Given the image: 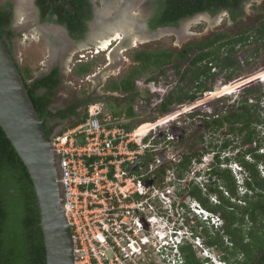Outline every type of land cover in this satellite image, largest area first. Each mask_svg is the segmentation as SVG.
Segmentation results:
<instances>
[{"label":"rangeland","instance_id":"obj_1","mask_svg":"<svg viewBox=\"0 0 264 264\" xmlns=\"http://www.w3.org/2000/svg\"><path fill=\"white\" fill-rule=\"evenodd\" d=\"M13 1L15 3L14 25L17 26L18 30L16 38L17 61L19 62V68L25 78L32 82L37 78H41L42 74H46L50 70L53 57V55H51L53 50L51 53L50 43L53 44L54 42L52 40H50V42L46 39L39 29L42 27L47 30V32L54 30L56 33L60 32L61 37L64 36L62 30H59L58 27L53 28V25H41L38 23L39 10L36 0L27 5L25 15L23 14L21 16L17 13L20 0ZM140 1L141 0L133 1L132 5L134 7L130 8V14L127 15L129 10L126 9L121 12L122 3L118 2V0L110 2L102 0L103 7L105 8V11H99L103 15L104 21L102 25L99 26V18H97V21L92 25L88 38L70 47L71 51L62 62V82L56 91L54 105L65 106L76 94L97 97V99L92 101L93 103L106 101L103 97L109 95L111 99H108V102H106L107 104L104 102L109 112L113 111V113H115L113 110V107H115L122 115H125L129 107L137 103L136 107L138 106L137 109L139 114H133V118L128 117L132 119L130 122L131 125L140 126L143 123L150 122L153 125L158 122L160 123L155 131L157 132L155 134L157 139L154 141L153 148L156 150L152 149V159L158 158V155L161 154L164 156V165L162 169L154 170L156 181L154 182L155 188L152 192V205L158 208L159 211L156 212L158 216H162L165 219L162 224H159L160 218L157 217L158 222L155 223V221H153V223H151L149 232L144 234L139 233L137 235L138 238H148L150 244L146 246L149 250L147 257L138 255L136 259H138L139 262H146V264H175L178 262V259H185L184 254L179 252V255H175V258L171 257L169 260H164L160 258V254L155 245L158 246V241L161 238L165 236L171 237L170 232H172V226L176 220L177 227L183 226V230L186 231L188 235L196 234L200 236L201 243L205 242L203 244L206 246L207 237L204 232L205 229H208V231L213 234H223V228L221 229V227L216 226L211 221H207L205 216H200L198 213L197 215L194 212L195 203H197V206L199 203L191 196L190 192L194 189L195 185H200L205 193L208 192L205 184L209 182L210 176L207 174V171L209 167H211L209 164L214 156L212 151L208 152L209 143H218L220 145L223 140L230 138L227 125L215 130L214 122L216 119L219 116L222 117L230 112L234 113L238 111V103H241L243 98H247L249 103H255L257 100L256 97H260L259 95L264 91V50H260L264 40L239 48L235 56L239 59L241 68L236 70V73L230 79L226 76L227 72H222L220 68L213 69L212 71L218 72L219 76L216 80H210L208 82V85L212 87V91L201 94L200 92L197 93V99L188 100L183 104L177 103L170 106L169 111L162 112L156 97H161L165 94V97H163L165 99L167 94L169 96V94L183 86L179 71L182 72L187 67V64L194 58V55L191 54L188 55L185 60H179L178 53L180 51L190 44L200 42L221 32H227L231 36H236L243 30L250 29V32L253 34L255 31L254 28L260 24L263 18L264 0H249L244 14L238 15L236 19H233L227 11L219 12L216 17L211 14L208 16L212 18L215 17L217 18L216 20L207 18V15L202 14L195 19H193V17L184 20L175 28L177 30L179 29L178 32L171 29L170 31L159 33L160 36L157 39H146L143 38L144 36H141L142 39L136 43V45L133 44L131 47L120 50L122 60L117 62L116 66L110 70L109 67H107L110 62L108 54L113 51H110V49L115 47L117 41L113 39L111 42L112 44L104 50L99 45L101 34L109 28L110 24L114 22L117 24L122 21L116 22V15L119 13L121 15L124 14L123 17L127 19H132L134 21V26H136L135 22L139 21V24L143 23L142 21L151 9L141 5ZM0 2L4 3L5 0H0ZM93 2L96 11L99 10L102 6L101 0H93ZM155 8L156 6L152 7V9ZM97 26L99 27L98 29ZM119 29L121 30L117 33L121 38H123L124 32L129 33L126 29ZM128 29L132 30V28L129 27ZM134 31H139L138 33L141 32L139 26H136ZM135 32L134 34H136ZM90 39H92L91 42ZM96 50H98V52L95 53ZM140 50L154 53L164 52L166 50L171 51L173 53V63L165 66L162 70L152 64L148 65L146 69H142L139 67L140 63L133 60L135 51ZM178 62H180L179 71L174 67ZM88 66L90 67V71L87 75L77 74L79 68ZM161 72H164V74L163 80L160 81L167 91L165 93L161 91L154 95H145L144 99H147L145 105H140L141 102L136 101L139 95L133 96L132 94H125L122 93V91L114 90L112 87L114 84H119L129 77L144 81L150 77H159ZM227 87H229V89ZM247 87L255 88L257 92L251 96H243V88ZM190 92H193V88ZM260 104V112L264 122V96L261 98ZM86 108L87 107H85V109ZM178 113L179 115L177 117L173 118V120L169 119V121H172L166 123L165 120ZM72 124L73 120L67 122L64 126L57 127L56 131H66L67 126ZM257 129L263 136L264 125H260ZM235 140L236 143L240 144L242 136ZM236 143H233L232 147L235 146ZM252 146L255 147V145ZM239 150L240 148L234 151L227 150L225 153H222L221 160L226 157H229L230 160H234ZM194 152L199 153L201 156L194 157L189 173H187L182 180L179 179L178 171L176 170L177 165L185 155L193 154ZM262 152H264V148L260 150V153ZM249 158L248 160H252ZM233 162L236 163L235 161ZM241 169L243 170L244 168H242L241 164L238 162L237 165H232V171L239 186L238 190L240 196H243L247 190L245 186H243L246 173L244 170V172L241 173ZM259 169L262 177H264V165H260ZM162 170H164V172ZM162 193L165 194L168 203L161 200L160 195ZM226 194L228 196L231 195L229 193ZM210 200L213 204H217L219 198L217 195H211ZM236 203L240 205L244 204L238 201V199H236ZM198 212L201 214L199 209ZM204 215L207 216L208 214L204 213ZM167 218L169 224H167L166 227ZM222 223L223 218L220 220V224ZM184 241L185 239H183V242ZM225 242L232 247V243L227 237ZM187 244L192 246L196 258L202 261L203 259L200 258L202 255V248L191 242H187ZM165 250L166 249L163 250V254L167 257L170 252ZM210 250H214L218 256H222L223 254L216 246ZM241 256L242 255H240V258ZM142 257L146 260L140 259ZM235 263V259L231 258L228 264Z\"/></svg>","mask_w":264,"mask_h":264},{"label":"trees","instance_id":"obj_2","mask_svg":"<svg viewBox=\"0 0 264 264\" xmlns=\"http://www.w3.org/2000/svg\"><path fill=\"white\" fill-rule=\"evenodd\" d=\"M158 3L160 4L159 11L156 12L155 18L152 20L154 30L160 27L178 26L181 21L201 13L215 15L221 10H225L230 12L233 19L243 14L241 8L243 0H158ZM38 4L42 9L44 21L52 20L53 16H57L58 23L65 24L74 35L80 34L86 29L83 18L85 13L91 17L90 10L85 8L88 3L84 0H39ZM7 6L11 7L12 3H7ZM12 15L13 12L6 6H0V36L2 38H4L5 28L11 22ZM254 30L253 34L250 29H246L236 36L221 32L200 42L190 44L180 51L178 53L179 60H185L191 54L194 55V58L182 72L179 71L180 62L174 66L181 74L180 80L183 86L169 94L159 106L161 111L167 112L172 105L195 100L199 92L201 94L212 91L208 82L216 80L219 76L218 72L212 71L213 69L220 68L222 72H227L226 76L230 79L236 70L241 68V63L235 56L239 48L264 40V14L262 21ZM12 37V33H9L8 38L12 39ZM261 46L260 50H264V42ZM172 55L173 53L168 50L157 53L140 50L135 51L133 60L140 63L139 67L142 69H146L148 65L152 64L162 70L165 66L173 63ZM89 71V66L82 67L79 68L77 74L87 75ZM163 74L164 72H161L159 77H150L147 80L162 81ZM23 78L34 106L39 116L44 120L49 137L55 132L57 125L49 126L48 119L65 120L71 116L74 117L75 121L67 129L85 122L87 114L80 116L78 111L81 103H75L64 111L52 112L49 109L55 101L56 90L62 81L58 68L32 82L27 80L24 75ZM138 84V80L129 77L112 87L122 93L137 96ZM192 88L193 92H190ZM41 90L46 92L39 94ZM243 92V96H251L257 92V89L247 87L243 89ZM259 96L256 97L255 103H249L247 98H243L244 100L242 99L241 103H238V111L230 112L216 119L215 130L227 125L228 135L233 140L225 139L220 145L209 143L208 152L212 151L214 158L207 172L210 176L209 182L205 184L208 192L205 193L200 185H195L190 192L191 196L204 209L219 215L225 222L223 234H213L208 229L204 230L207 237L206 244L209 247L219 248L223 252L222 260L229 262L231 258H234L236 264H264V177L259 169L260 165H264V152L260 153V150L264 148V135L262 136L257 129L260 125H264L260 112L264 91ZM113 110L115 113L121 114L117 108L113 107ZM133 114V107L130 106L126 115L133 117ZM241 136V143H236L235 139ZM233 143L236 144L232 147ZM237 148L240 150L234 160H230L229 157L221 160L222 153L227 150L234 151ZM200 156L199 153L194 152L182 158L176 167L179 179L182 180L189 173L194 157ZM249 157L252 160H248ZM233 161L241 164L246 173L244 186L247 191L243 196H240L237 179L232 168L229 167ZM226 193L231 195L228 196ZM211 195L218 196L217 204L211 202ZM236 199L244 204L236 203ZM226 237L232 243V247L226 244ZM181 251L184 254L185 264H203L196 258L190 244L183 245ZM240 255H242L241 258ZM0 264H47L41 213L33 180L1 126Z\"/></svg>","mask_w":264,"mask_h":264},{"label":"built area","instance_id":"obj_3","mask_svg":"<svg viewBox=\"0 0 264 264\" xmlns=\"http://www.w3.org/2000/svg\"><path fill=\"white\" fill-rule=\"evenodd\" d=\"M138 83L136 101L140 105L147 103L145 95L167 91L156 80ZM163 97H156L158 105ZM136 105L133 112L139 114ZM129 118L109 112L104 101L94 102L87 108L85 122L65 132L55 131L51 137L75 264H146L136 257H147L149 240L137 235L149 232L158 218L159 224L164 222L152 205L154 170L164 165L161 154L152 159L160 123L135 126ZM160 197L167 201L164 193ZM166 244L165 240L155 245L159 254Z\"/></svg>","mask_w":264,"mask_h":264},{"label":"water","instance_id":"obj_4","mask_svg":"<svg viewBox=\"0 0 264 264\" xmlns=\"http://www.w3.org/2000/svg\"><path fill=\"white\" fill-rule=\"evenodd\" d=\"M167 30L171 29H159L148 39H157L160 32ZM0 126L33 180L41 213L47 264H75L71 229L63 211L58 158L52 150L44 120L34 106L18 63L1 36Z\"/></svg>","mask_w":264,"mask_h":264},{"label":"flooded vegetation","instance_id":"obj_5","mask_svg":"<svg viewBox=\"0 0 264 264\" xmlns=\"http://www.w3.org/2000/svg\"><path fill=\"white\" fill-rule=\"evenodd\" d=\"M32 1H34V0H32ZM38 1L39 0H36V4H37L38 10H39L38 23H40L41 25H45V24L53 25V28L58 27L59 30L60 29L62 30V34L64 36V37H61L62 38L61 41L59 40V38H57L55 40H52L53 42H56V41L61 42V48H59L58 50L54 51L53 53L51 51V53H52L51 55H53L52 61H51V68H50V70L46 74H42V77L45 76V75H48L50 72H52L53 69L58 68L59 69V75H60L61 80H62V65H63L62 62L65 60L64 58L71 51V48L70 47H72L73 45H77L80 41H82V40L85 41L88 38L89 32L92 29V25L97 21L96 20L97 18H99L98 24H102L103 23L104 20H103V15L101 14V12L103 10L105 11V8H103L102 0H101L102 6L100 8L102 10L99 9L97 11L95 9L93 0H84V1H86L88 3V6H86L85 8H86V10H90L91 17L89 16L88 13H85V16H83V18L85 19L86 29L83 30L80 34H76V35H78V36H76V35L72 34V32L68 29V27L65 24L58 23V17L57 16H53L52 17V20L44 21L43 20V16H42V9H41L40 5L38 4ZM105 1L106 2H110V1H113V0H105ZM114 1H116V0H114ZM133 1L134 0H129V1L128 0H118V2L122 3V8L120 9L121 12L123 10H126L127 9V10H129L127 15H129L130 14V8H133L134 7L132 5L133 4ZM9 2L12 3V6L11 7L10 6H7V3L9 4ZM60 2L61 1H59V3ZM140 2H141V5L147 6V8H149L151 10L145 16V19L142 21L143 23L139 24V21L135 23L137 26H139V29L141 31L140 33H138L139 31L138 32H135L134 31L136 34H138V35L141 34L140 36H144L143 38H146L147 39V38H150L151 36H153V34L157 33V31L159 29H162V28H164V29H168V28L169 29H174V31L176 30L175 32H178L179 29L177 30L175 28L178 27L179 25L178 26L160 27V28H157V29L154 30L152 28V20L155 18L156 12L158 13L160 4L158 3V0H141ZM248 2H249V0H243L242 7H241L242 10H243V14L245 12V8H246V5H247ZM14 5H15V3H14L13 0H5L4 3H1L0 2V6H6L9 10H11L13 12L11 22L8 24V27L5 28V34H4V38L3 39L5 40V42H6L7 46H8V48H9L10 52L14 56V59L16 60V62L18 63V66H19V62L17 61V56H16V54H17V50H16L17 40H16V38H17L18 30H17V26L14 25V18H15V9H14L15 6ZM153 6H156V8L155 9H152ZM99 11H101V12H99ZM224 11L225 10H221L220 12H224ZM227 12L230 14L229 11H227ZM100 14H101V17H100ZM217 14H215L214 16L216 17ZM123 15H121L120 13L116 15V18L118 19V21H121L122 19L123 20L126 19L125 17H123ZM206 17L207 18H210L212 20H216L217 19L215 17H213V18L212 17H208V16H206ZM120 18H121V20H120ZM193 19H195V18H193ZM183 21H181L179 24H181ZM113 24H116V23L114 22V23H112L110 25H113ZM98 28L99 27L97 26V29ZM42 29L43 28L41 27L39 30H42ZM50 31H54V30H50ZM134 32L133 31H129V33L126 34L127 36L124 35L123 38L119 37V35H118L114 40H116L117 38H119L118 41H121L122 42V41H124L125 37H127V39L129 40L130 37H133V35H135ZM9 33H12V36H13L12 39H9L8 38V34ZM43 35L47 39V35H46L45 32L43 33ZM58 35H60V34L58 33ZM111 36L112 37H111V41L110 42H112V40H113L112 39L113 38V33L111 34ZM134 39H135V37H134ZM91 40L92 39H90V42H91ZM88 41H89V39H88ZM136 43H138V42H134V45H136ZM50 45L53 46L52 43H50ZM115 52H116V50H115ZM120 60H122L121 56H120V59L118 60V62ZM58 88H57V90H58ZM45 92H46L45 90H41V91H39V94H42V93H45ZM101 96H102V94H101ZM167 97H168V94H167L166 98ZM103 98H104V100H106V101H104L105 103L108 102V99H111V97L109 95L108 96H105ZM95 99H97V97L90 96V95H85V94H81V95L76 94L74 96V98L69 103H67L65 106H55L54 105L55 101H54L51 104V106L49 107V109L52 112H57V111H60V110H63L64 111V110L68 109V107L74 105L75 103H81L80 104V107L78 108V111L80 112V116H83V114L85 113V110H86L85 107H87V104L90 103V102H92ZM54 100H55V97H54ZM74 119L75 118L72 117V116L69 117V118H66L65 120H62L60 118H53V119H48L47 120V123H48L49 126H55V125H57L58 127L59 126L61 127V126H64L65 124H67V122H69L71 120L74 121Z\"/></svg>","mask_w":264,"mask_h":264},{"label":"clouds","instance_id":"obj_6","mask_svg":"<svg viewBox=\"0 0 264 264\" xmlns=\"http://www.w3.org/2000/svg\"><path fill=\"white\" fill-rule=\"evenodd\" d=\"M226 12V11H225ZM201 15H202V13H201ZM192 18V17H191ZM188 19H190V18H188ZM115 41H117L116 42V44L119 42L118 41V39H116ZM112 44V43H111ZM116 46V45H115ZM129 50V49H128ZM100 51V50H99ZM110 51H111V49H110ZM109 51V52H110ZM96 52H98V50H96L95 51V53ZM100 53V52H99ZM108 65H109V63H108ZM108 65H107V67H108ZM140 80L138 79V82H139ZM157 82H160V81H157ZM244 89V88H243ZM138 95H139V93H137ZM165 101V99L163 100V102ZM162 102V103H163ZM93 103V102H92ZM92 103H90V104H92ZM161 103V104H162ZM89 104V105H90ZM161 104H159V105H161ZM88 105V106H89ZM88 106H87V108H88ZM87 108H86V110H85V113L84 114H87ZM83 114V115H84ZM58 127V126H57ZM59 128V127H58ZM67 128H68V126H67ZM57 129V128H56ZM56 129H55V131H56ZM68 130V129H67ZM66 130V131H67ZM60 132H65V131H61L60 130ZM54 134V133H53ZM52 134V135H53ZM52 135H51V137H52ZM50 137V138H51ZM213 158H214V156H213ZM213 158H212V161H211V163L209 164V166H211V164L213 163ZM237 165V163H230V168H232V165ZM244 170V169H243ZM242 169H241V173L242 172H244ZM162 171H164V170H162ZM208 172V171H207ZM59 179H60V172H59ZM59 183H60V181H59ZM60 186H61V184H60ZM243 186H244V182H243ZM61 189H62V187H61ZM247 191V190H246ZM246 193V192H245ZM244 193V194H245ZM243 194V195H244ZM62 197H63V192H62ZM197 202V201H196ZM166 203H168V201H166ZM171 203V202H170ZM199 203V202H198ZM172 204V203H171ZM196 204V206L194 207V212L197 214H199L200 216L201 215H203V216H205L206 217V220L207 221H211L213 224H215L216 226H219V227H221V229L224 227V219H223V223L222 224H220V220H222V218L219 216V215H217V214H214V213H211V212H209L208 210H205L203 207L201 208V206L198 204V206H197V203H195ZM170 209H171V207H170ZM198 209L201 211V214L198 212ZM64 211V210H63ZM204 213L206 214H208L207 216L206 215H204ZM197 214V215H198ZM65 215V214H64ZM68 222V221H67ZM218 223V224H217ZM167 224H169V221H168V218H167V223H166V227H167ZM173 227V229H172V232H170V235H171V237L169 238L168 236H165V237H163V238H161L158 242L161 244V242H163V241H165L164 239H167V237H168V239L166 240V242L168 243V244H166L165 246H163V247H165L164 249H166V250H168L169 252H170V254L166 257V255L165 254H163V252L160 254V256L161 255H163L164 257H163V259L164 260H169V258H171V257H173V258H175V255H179V252L180 253H182V251H181V248H182V246L183 245H185V244H187V242H191L192 244H196V245H198V246H200L201 248H202V255L200 256V258H202L203 260H202V263L203 264H228L229 262H226L225 260H222L221 259V256H218L216 253H215V251L213 250H210V249H212L213 247H209L208 245L206 246L205 244H203V243H205V242H202L201 243V237L200 236H198V235H196V234H192V235H188V233L186 232V231H184L183 230V226L182 227H177V220L174 222V225L172 226ZM183 239H185V241L183 242ZM149 240V239H148ZM173 240H174V242H173ZM187 241V242H186ZM74 243V242H73ZM175 243L177 244V246L175 247L174 245H175ZM147 244H150V240L146 243V245H145V247L147 246ZM194 247H196V246H194ZM175 248H176V250H175ZM210 248V249H209ZM163 249V250H164ZM165 250V251H166ZM176 252H175V251ZM201 251V250H200ZM173 256H172V255ZM74 258H75V256H74ZM181 262V263H180ZM175 264H185V260H183V259H178V262H176ZM236 264V263H235Z\"/></svg>","mask_w":264,"mask_h":264},{"label":"bare ground","instance_id":"obj_7","mask_svg":"<svg viewBox=\"0 0 264 264\" xmlns=\"http://www.w3.org/2000/svg\"><path fill=\"white\" fill-rule=\"evenodd\" d=\"M31 2H32V0H20L18 12H17L18 15H20V16L23 15V14L25 15V13L27 11V5L30 4ZM116 20H117L116 22H118V19H116ZM120 20H121V18H120ZM124 20L121 21V22H118L116 25H114V24L110 25L109 28H107V30H105V32H102L101 37L99 39V45L101 46L102 49H104V50L107 49V47L111 44L110 41H111V37H112L111 34L112 33H113V38L112 39H115L119 35L117 33V31L121 30L119 28H123V30L126 29L127 31H134L135 30V27L137 25L134 26V21L132 19H127L126 18ZM99 25H102V24H99ZM128 27L132 28V30H129ZM40 31L42 33H44V32L46 33L47 39L49 41L50 40H55L57 38H59V40L61 41V39H62L61 36L58 35V33L57 34L55 33V31L47 32V30H45V29H42ZM167 31H170V30H167ZM167 31H162V32L164 33V32H167ZM162 32H160V33H162ZM59 34H60V32H59ZM126 34L127 33L124 32V35H126ZM134 37H135V39H134ZM141 39H142L141 36L135 34V35H133V37H130L129 40L127 39V37H125L123 42L120 41L119 44L117 45V47H115L113 49V51L108 54L109 55V61H110L109 69L111 70V68L116 66V64H117V62H118V60L120 59V56H121L120 50H122L124 48L131 47L134 44V42H139ZM59 48H61V42L56 41V42L53 43V46H51V51L53 50V52H54V51L58 50ZM115 50H116V52H115ZM178 115H179V113L169 117L167 120H165L166 123L167 122H171L173 120V118L177 117ZM169 119H172V120L169 121Z\"/></svg>","mask_w":264,"mask_h":264},{"label":"crops","instance_id":"obj_8","mask_svg":"<svg viewBox=\"0 0 264 264\" xmlns=\"http://www.w3.org/2000/svg\"><path fill=\"white\" fill-rule=\"evenodd\" d=\"M109 67V66H108Z\"/></svg>","mask_w":264,"mask_h":264}]
</instances>
